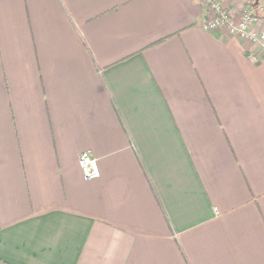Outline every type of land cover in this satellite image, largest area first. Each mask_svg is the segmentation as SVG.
I'll return each mask as SVG.
<instances>
[{"label": "crops", "instance_id": "crops-1", "mask_svg": "<svg viewBox=\"0 0 264 264\" xmlns=\"http://www.w3.org/2000/svg\"><path fill=\"white\" fill-rule=\"evenodd\" d=\"M203 19L0 0V261L264 264V57Z\"/></svg>", "mask_w": 264, "mask_h": 264}, {"label": "built area", "instance_id": "built-area-1", "mask_svg": "<svg viewBox=\"0 0 264 264\" xmlns=\"http://www.w3.org/2000/svg\"><path fill=\"white\" fill-rule=\"evenodd\" d=\"M204 9L201 26L207 30L222 29L225 34L245 41L258 57H264V19L249 7H242L236 18L229 12L224 0H198ZM263 5L259 7L260 10ZM78 164L86 179L100 175L97 158L90 150L78 155Z\"/></svg>", "mask_w": 264, "mask_h": 264}, {"label": "trees", "instance_id": "trees-1", "mask_svg": "<svg viewBox=\"0 0 264 264\" xmlns=\"http://www.w3.org/2000/svg\"><path fill=\"white\" fill-rule=\"evenodd\" d=\"M258 12V11H257ZM258 13H260V12H258ZM261 14V13H260ZM263 14V13H262ZM0 264H5V262H3V261H0Z\"/></svg>", "mask_w": 264, "mask_h": 264}]
</instances>
